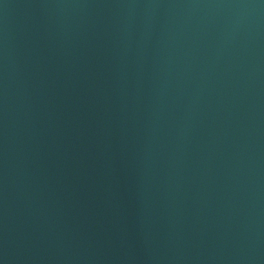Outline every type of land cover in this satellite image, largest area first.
I'll return each mask as SVG.
<instances>
[{
	"label": "water",
	"instance_id": "obj_1",
	"mask_svg": "<svg viewBox=\"0 0 264 264\" xmlns=\"http://www.w3.org/2000/svg\"><path fill=\"white\" fill-rule=\"evenodd\" d=\"M0 264H264V0H0Z\"/></svg>",
	"mask_w": 264,
	"mask_h": 264
}]
</instances>
